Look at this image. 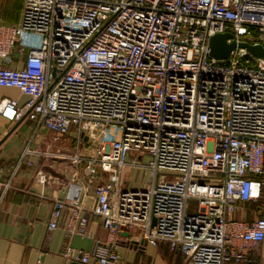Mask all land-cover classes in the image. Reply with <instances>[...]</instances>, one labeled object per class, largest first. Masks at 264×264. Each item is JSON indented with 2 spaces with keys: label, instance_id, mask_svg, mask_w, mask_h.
Listing matches in <instances>:
<instances>
[{
  "label": "built area",
  "instance_id": "2783aa9c",
  "mask_svg": "<svg viewBox=\"0 0 264 264\" xmlns=\"http://www.w3.org/2000/svg\"><path fill=\"white\" fill-rule=\"evenodd\" d=\"M22 4L20 23L0 18V58L8 60L17 43L28 56L22 69L0 65V86L29 99L3 98L0 114L60 135L75 129L77 152L57 156L84 165L87 185L72 182L54 200L49 230L70 206V237L87 234L91 215L109 237L72 259L119 264L117 235L127 226L152 245L169 242L186 264L246 263V250L264 241V214L248 224L233 213L264 191V58L241 46L224 60L209 52L211 37L226 32L264 46V0ZM30 153L27 146L24 156ZM125 169H143L149 182L125 187ZM98 180L88 208L89 186ZM38 181L48 183L45 171ZM9 185L0 176V204Z\"/></svg>",
  "mask_w": 264,
  "mask_h": 264
},
{
  "label": "crops",
  "instance_id": "0c3cea01",
  "mask_svg": "<svg viewBox=\"0 0 264 264\" xmlns=\"http://www.w3.org/2000/svg\"><path fill=\"white\" fill-rule=\"evenodd\" d=\"M22 15V0H0V18L4 23L18 24ZM29 40L38 43L39 37L32 34ZM28 51V47L17 43L10 49L8 60L0 58V65L22 69ZM3 98L18 100L22 105L29 96L16 87L0 86V103ZM71 140L44 126L37 127L30 119L11 121L0 114V176L3 183H10L0 204V264H98L94 258L82 263L74 261L72 256L80 249L90 251L97 240L107 241L109 232L100 217L90 216L85 236L70 237L66 226L71 207L67 206L58 227L49 230L54 200L64 199L72 182L87 185L84 165L81 164L80 168L57 156L70 147ZM27 146L31 153L24 156ZM135 170L140 173V169H125V187H141L149 182L132 179L131 174ZM40 171L49 176L46 185L38 181ZM105 179L102 175L100 180ZM100 180L89 186L84 202L88 208L95 203V184ZM259 196L256 201L239 202L233 218L251 224L262 216L264 191L260 190ZM68 245L72 248L66 253ZM117 245L119 264H186L185 256L173 250L169 242L162 241L158 245L147 243L139 228L121 227ZM243 248L239 242L238 249ZM245 255L248 260L243 264H264V241L246 250Z\"/></svg>",
  "mask_w": 264,
  "mask_h": 264
},
{
  "label": "water",
  "instance_id": "95a60500",
  "mask_svg": "<svg viewBox=\"0 0 264 264\" xmlns=\"http://www.w3.org/2000/svg\"><path fill=\"white\" fill-rule=\"evenodd\" d=\"M232 39L231 42L228 40ZM241 46L247 48L254 56L264 58V46L252 45L249 43H238L232 33H217L210 39L209 55L217 60H224L230 56L231 51L236 47Z\"/></svg>",
  "mask_w": 264,
  "mask_h": 264
},
{
  "label": "rangeland",
  "instance_id": "374dc122",
  "mask_svg": "<svg viewBox=\"0 0 264 264\" xmlns=\"http://www.w3.org/2000/svg\"><path fill=\"white\" fill-rule=\"evenodd\" d=\"M112 128H114L113 130H112V133L114 134V133H116V132H120V127L118 126V125H113L112 126ZM74 127L73 128H71V130H70V132L69 133H67V134H65V136H68V137H70V139H72L71 140V145H70V147H68V148H66L65 150H64V153H65V155H67V156H70V154H75L76 152H77V143H75V134H74ZM87 148L88 147H90V148H93V145H91V144H87V145H85ZM81 149H82V154H84V151H86L85 149H84V146L82 147L81 146ZM134 155V153L133 152H131L130 153V157L129 158H132V156ZM66 162H70V160H65ZM148 160H146V159H144L143 161H142V163H145V162H147ZM81 166V164L79 165V167ZM81 168V167H80ZM80 172H82V170H79ZM136 171H139V170H135V172H133L132 174H131V176H132V179H134V180H137V181H144V180H149V175H148V173H145L144 174V170L142 171V170H140V173L138 174ZM129 176H130V174H129ZM128 176V177H129ZM125 180H126V177H125ZM197 207V201L196 200H191L190 202H189V209H188V211H189V213H193L194 212V209Z\"/></svg>",
  "mask_w": 264,
  "mask_h": 264
}]
</instances>
